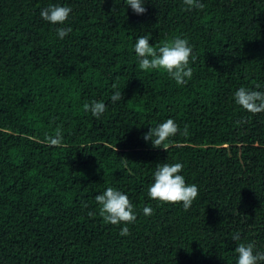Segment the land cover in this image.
Wrapping results in <instances>:
<instances>
[{"label":"trees","instance_id":"obj_1","mask_svg":"<svg viewBox=\"0 0 264 264\" xmlns=\"http://www.w3.org/2000/svg\"><path fill=\"white\" fill-rule=\"evenodd\" d=\"M201 2L144 0L138 15L126 0H0V264H237L239 243L264 252V113L234 99L264 92V0ZM53 5L72 9L64 25L42 19ZM141 36L155 48L187 39L191 79L141 70ZM93 101L106 105L99 119L84 110ZM167 119L188 135L166 151L142 137ZM165 162L198 187L187 211L148 195ZM108 187L134 206L128 236L99 213Z\"/></svg>","mask_w":264,"mask_h":264},{"label":"clouds","instance_id":"obj_2","mask_svg":"<svg viewBox=\"0 0 264 264\" xmlns=\"http://www.w3.org/2000/svg\"><path fill=\"white\" fill-rule=\"evenodd\" d=\"M128 6L138 15L146 13L144 0H126ZM185 11L193 9L203 10L205 5L201 0H183ZM72 12L70 7L53 5L41 10V17L44 21L52 25H64ZM71 32V28L59 27L56 34L60 39H64ZM135 53L139 58V68L141 70H162L171 79H174L178 85L186 83L187 79L193 76V69L190 66V57L193 49L189 46V41L183 38H175L170 42H165L159 48H155L149 43L146 36H141L135 44ZM116 88L115 85H113ZM259 85H257V88ZM122 99L121 92L116 90L111 96L113 103ZM235 103L251 114L264 113V92L253 91L240 87L234 95ZM85 111H91L92 115L99 119L106 111L104 102L93 101L91 104H84ZM243 121H237V124ZM180 133L178 125L173 119H167L155 128H151L142 138L145 141H151L154 148H163L167 151L170 138ZM182 135H188V126L185 125ZM47 141L52 146H59L62 136L57 132L55 137L49 136ZM163 146V147H161ZM183 170L181 163H162L156 166L154 172V183L148 189L150 199L158 201L160 204H181L185 211L189 210L193 202L198 197V187L195 184H186L185 178L180 173ZM95 200L99 207V213L105 223L111 225H125L120 231L121 236L130 234L127 225L133 224L137 216L134 214V206L129 197L123 192L108 187L103 194L97 195ZM82 207L87 208V203L82 202ZM145 216L154 214L150 206L143 208ZM89 216L94 212L89 211ZM239 234L233 236L234 241H239ZM255 244L239 243L235 248L238 254L237 264H262L264 262V252L256 251Z\"/></svg>","mask_w":264,"mask_h":264}]
</instances>
